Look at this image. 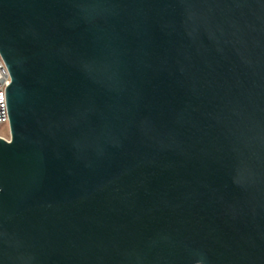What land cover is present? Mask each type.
<instances>
[{"label":"water","instance_id":"obj_1","mask_svg":"<svg viewBox=\"0 0 264 264\" xmlns=\"http://www.w3.org/2000/svg\"><path fill=\"white\" fill-rule=\"evenodd\" d=\"M0 264H264V0H0Z\"/></svg>","mask_w":264,"mask_h":264},{"label":"built area","instance_id":"obj_2","mask_svg":"<svg viewBox=\"0 0 264 264\" xmlns=\"http://www.w3.org/2000/svg\"><path fill=\"white\" fill-rule=\"evenodd\" d=\"M10 84V75L5 67V63L0 56V125L9 122L7 104H6V87ZM0 138L9 141L8 136L0 134Z\"/></svg>","mask_w":264,"mask_h":264},{"label":"rangeland","instance_id":"obj_3","mask_svg":"<svg viewBox=\"0 0 264 264\" xmlns=\"http://www.w3.org/2000/svg\"><path fill=\"white\" fill-rule=\"evenodd\" d=\"M0 134L8 136L9 135V124L4 123L0 125Z\"/></svg>","mask_w":264,"mask_h":264}]
</instances>
